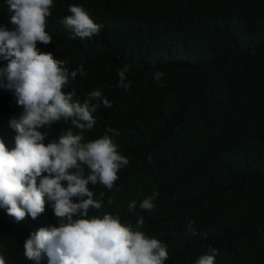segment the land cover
<instances>
[{
  "label": "trees",
  "instance_id": "1",
  "mask_svg": "<svg viewBox=\"0 0 264 264\" xmlns=\"http://www.w3.org/2000/svg\"><path fill=\"white\" fill-rule=\"evenodd\" d=\"M46 1L0 0V264H264V0Z\"/></svg>",
  "mask_w": 264,
  "mask_h": 264
},
{
  "label": "clouds",
  "instance_id": "2",
  "mask_svg": "<svg viewBox=\"0 0 264 264\" xmlns=\"http://www.w3.org/2000/svg\"><path fill=\"white\" fill-rule=\"evenodd\" d=\"M33 0H27V6L30 5L32 3ZM39 3H43L44 5L46 4V0H37ZM74 5L75 4H71L69 5L66 10L62 13V14H67V13H75V10H74ZM27 8V7H26ZM26 11V10H25ZM27 12V11H26ZM31 16V19L30 21L32 22L33 19L32 18H35V21L33 23H30L31 24H34L37 21H44V22H50L51 21V18L52 17H49V16H46V15H43L41 10H37L35 12H30L29 13ZM34 32V31H33ZM29 32L28 30L24 31L22 30V35L25 36L26 38H29L31 36H35L37 32ZM13 113V112H12ZM12 163H13V167L19 165V160L17 158V156H14L12 158ZM89 264H94V263H89Z\"/></svg>",
  "mask_w": 264,
  "mask_h": 264
}]
</instances>
